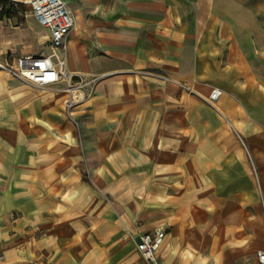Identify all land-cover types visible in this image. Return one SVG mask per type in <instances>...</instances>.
Returning <instances> with one entry per match:
<instances>
[{
  "label": "crops",
  "instance_id": "1",
  "mask_svg": "<svg viewBox=\"0 0 264 264\" xmlns=\"http://www.w3.org/2000/svg\"><path fill=\"white\" fill-rule=\"evenodd\" d=\"M65 2L66 66L99 79L74 109L75 137L62 92L19 83L35 105L26 127L41 133L23 151L0 147L15 161L0 165V264H150L136 236L158 228L160 264H252L264 249V22L245 0ZM23 54L39 53L0 62Z\"/></svg>",
  "mask_w": 264,
  "mask_h": 264
},
{
  "label": "built area",
  "instance_id": "2",
  "mask_svg": "<svg viewBox=\"0 0 264 264\" xmlns=\"http://www.w3.org/2000/svg\"><path fill=\"white\" fill-rule=\"evenodd\" d=\"M28 8L36 22L49 32V53L23 54L14 62H0V70L34 87H52L65 95L63 111L75 122L72 112L78 102L92 94L99 76L70 71L66 66L67 37L75 20L65 0H9ZM221 92L213 89L208 102L213 104ZM165 236L163 228L136 236V249L150 264H160L157 260L159 247ZM252 264H264V249L255 252Z\"/></svg>",
  "mask_w": 264,
  "mask_h": 264
},
{
  "label": "rangeland",
  "instance_id": "3",
  "mask_svg": "<svg viewBox=\"0 0 264 264\" xmlns=\"http://www.w3.org/2000/svg\"><path fill=\"white\" fill-rule=\"evenodd\" d=\"M245 4L252 9V11H254L258 19L264 22V0H245ZM18 5L23 6L25 21L18 22L17 20H2L0 26V57H2L6 52H11L12 54L19 53L23 47H29L34 53H49V47L45 44V32L31 18L28 8L22 4ZM0 71L4 72L3 70ZM10 77L4 76L0 82V140L2 141H0V147L6 150L12 149V153H17L18 151H23V149H26L29 146L27 144L28 139L30 140L29 137L38 138L41 133L40 130L32 128L29 129L26 127L29 122L35 120L36 115H34V113H30V111L33 112L35 109V105L33 100H30L24 92L20 91V89L23 88L19 83L27 84L39 91L48 92L50 90H55L52 87H34L14 76ZM80 102H78V104ZM62 113V121L66 123L67 121L64 119L66 114L63 111V107ZM72 115L75 116L74 110ZM67 119L75 127L74 132L72 131V128H69L68 136L72 137L73 135V137H75L77 124L68 117ZM57 131H59V129L53 130V132L59 136L58 140H60V134ZM19 147L22 148V150H19ZM38 147L39 145H37V149ZM14 163L15 161L13 160H0V165H9L10 168H12ZM80 172L82 178L89 181V173L86 166L82 162L80 165ZM0 260H3V256H0Z\"/></svg>",
  "mask_w": 264,
  "mask_h": 264
},
{
  "label": "trees",
  "instance_id": "4",
  "mask_svg": "<svg viewBox=\"0 0 264 264\" xmlns=\"http://www.w3.org/2000/svg\"><path fill=\"white\" fill-rule=\"evenodd\" d=\"M3 18L22 22L24 20L23 6L15 5L9 0H0V19Z\"/></svg>",
  "mask_w": 264,
  "mask_h": 264
}]
</instances>
